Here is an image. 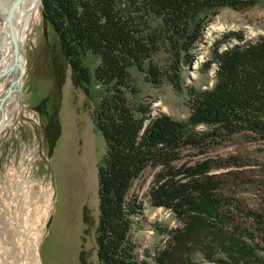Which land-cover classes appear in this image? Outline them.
I'll use <instances>...</instances> for the list:
<instances>
[{"label": "trees", "instance_id": "1", "mask_svg": "<svg viewBox=\"0 0 264 264\" xmlns=\"http://www.w3.org/2000/svg\"><path fill=\"white\" fill-rule=\"evenodd\" d=\"M249 2L255 3L42 0L46 21L55 31L56 60L71 68L76 88L88 96L92 88L100 93L94 120L105 138L106 152L98 165V264H264V203L237 207L235 195H228L217 175L210 174L207 164L212 159L178 167L186 154L191 156L186 150L208 155L235 135L264 140V37L217 55L220 66L214 85L206 89L192 85L187 91L192 107L188 119L161 114L144 125L151 106L145 88L175 83L172 72L181 88L183 64L193 60L191 51L204 36L207 16L222 6ZM208 67L203 66L206 71ZM54 98H43L38 107L52 146L62 130L59 98ZM201 124L212 129L197 130ZM150 167L156 171L146 207L169 208L184 225L170 228L164 248L155 254L143 251L140 261L134 231L142 204L137 194H129ZM249 184L252 189L257 183ZM236 211L251 220L248 226L238 220ZM80 262L94 264L85 251Z\"/></svg>", "mask_w": 264, "mask_h": 264}, {"label": "rangeland", "instance_id": "2", "mask_svg": "<svg viewBox=\"0 0 264 264\" xmlns=\"http://www.w3.org/2000/svg\"><path fill=\"white\" fill-rule=\"evenodd\" d=\"M254 1L238 7L222 6L215 15L207 16L204 36L191 51L193 60L183 64L181 88L173 72L175 83L164 81L160 86L150 84L145 88L151 104L145 126L161 114L176 120L188 119L192 107L187 91L192 85L203 89L214 85L220 66L217 55L235 44L264 37V0ZM39 8L40 15L23 43V112L0 134V264H34L31 243L37 238L41 264H81L82 251L91 263L98 264V165L106 152L105 138L94 120L100 93L92 88L88 96L74 86L71 68L61 59L56 60L55 31L46 21L42 1ZM159 57L163 59L165 55ZM206 64L207 71L203 68ZM47 96L59 98L56 100L62 130L53 146L46 140L48 126L38 110ZM196 128L212 129L208 124ZM193 150H186L191 156L186 154L178 167L184 162L212 159L207 164L210 174L217 175L228 195H235L237 207L243 210L264 203V140L235 135L208 155L195 154ZM155 171L148 168L129 194H137L142 204L134 231L140 261L143 251L149 249L150 254H155L164 248L170 228L184 225L169 208L146 207ZM249 181H256V186L249 188ZM236 213L243 225L250 224L245 214Z\"/></svg>", "mask_w": 264, "mask_h": 264}, {"label": "bare ground", "instance_id": "3", "mask_svg": "<svg viewBox=\"0 0 264 264\" xmlns=\"http://www.w3.org/2000/svg\"><path fill=\"white\" fill-rule=\"evenodd\" d=\"M38 0H0V73L8 69L14 61L11 27L7 17L11 12L12 29L19 41L23 43L29 36L32 24L39 17ZM12 74L0 77V97L4 96L9 88ZM23 106L16 92L11 93L0 107V134L8 129L13 121L20 118ZM3 114V115H2ZM33 251L30 255L34 264H41L39 257V238L31 243Z\"/></svg>", "mask_w": 264, "mask_h": 264}, {"label": "water", "instance_id": "4", "mask_svg": "<svg viewBox=\"0 0 264 264\" xmlns=\"http://www.w3.org/2000/svg\"><path fill=\"white\" fill-rule=\"evenodd\" d=\"M41 1L42 0H38V4L41 3ZM7 20L11 27V39H12V44H13L14 61H12L8 69L0 73V77L3 75H7L9 73L12 74V79L10 81V85H9L7 93L4 96L0 97V107L1 108H3L6 98L13 92H16L18 94L20 98V103H22L21 102L22 92H23V82L22 81H23L24 67H25V60H26V55L24 52V44L22 41H19V39L16 37L12 29L11 12L7 17ZM39 256H40V253H39Z\"/></svg>", "mask_w": 264, "mask_h": 264}]
</instances>
